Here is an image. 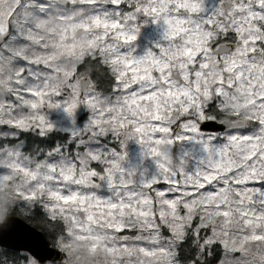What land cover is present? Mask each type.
Wrapping results in <instances>:
<instances>
[{
  "label": "snow or ice",
  "instance_id": "snow-or-ice-1",
  "mask_svg": "<svg viewBox=\"0 0 264 264\" xmlns=\"http://www.w3.org/2000/svg\"><path fill=\"white\" fill-rule=\"evenodd\" d=\"M0 264H264V0H0Z\"/></svg>",
  "mask_w": 264,
  "mask_h": 264
},
{
  "label": "rangeland",
  "instance_id": "rangeland-1",
  "mask_svg": "<svg viewBox=\"0 0 264 264\" xmlns=\"http://www.w3.org/2000/svg\"><path fill=\"white\" fill-rule=\"evenodd\" d=\"M152 31H153V30H152L151 28L147 30V32H148L149 34H151ZM136 152H137V146L134 145V144H133V145H130V154L132 155L133 158H135Z\"/></svg>",
  "mask_w": 264,
  "mask_h": 264
}]
</instances>
